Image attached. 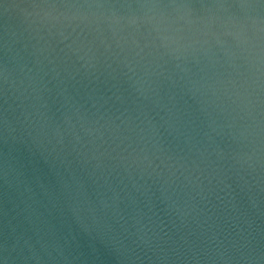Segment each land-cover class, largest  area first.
<instances>
[{
    "label": "water",
    "instance_id": "95a60500",
    "mask_svg": "<svg viewBox=\"0 0 264 264\" xmlns=\"http://www.w3.org/2000/svg\"><path fill=\"white\" fill-rule=\"evenodd\" d=\"M0 264H264V0H0Z\"/></svg>",
    "mask_w": 264,
    "mask_h": 264
}]
</instances>
